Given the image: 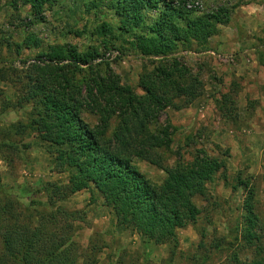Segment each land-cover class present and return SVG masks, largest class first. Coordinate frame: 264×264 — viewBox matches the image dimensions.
<instances>
[{
    "label": "trees",
    "instance_id": "obj_1",
    "mask_svg": "<svg viewBox=\"0 0 264 264\" xmlns=\"http://www.w3.org/2000/svg\"><path fill=\"white\" fill-rule=\"evenodd\" d=\"M80 1L82 16L91 15L95 25L71 28L69 33L84 36L94 45L78 51L67 44L43 42L37 33L24 30L12 44L15 55L27 51L33 56L19 59L18 70L13 63L0 69V79L16 90L11 108H28L25 121L9 124L3 137L35 134L46 145L52 171L66 175L64 184L39 186L35 192L42 200L39 203L34 194L26 204L14 202L0 189V264H90L88 258L84 261L77 255L71 239L74 222L83 221L82 213L57 205L80 191L89 193L90 202L96 197L110 208L115 226L130 228L154 245H167L169 255L174 256L176 231L193 226L198 214L192 197L202 196L206 184L222 168L218 158L203 150H197L188 161L178 158L172 165L164 164L161 156L169 150L174 128L168 122L159 125L158 120L166 109L186 108L201 96L198 76L174 54L192 44L206 45L217 33V26L226 24L227 10L195 14L186 9L184 0ZM56 2L7 3L13 11L25 8V22L20 20L17 27L28 28L44 24L43 13ZM111 50L155 60L140 78L141 94L121 83L101 58ZM232 109V98L222 96L217 105L221 118L230 119ZM83 114L94 115L96 124H89ZM131 158L161 170V183H150L131 164ZM238 186L245 197L241 227L233 232L253 247L255 255H262L260 237L255 233L252 191L243 182ZM206 259L207 255L201 261ZM230 260L239 262L236 255ZM243 264H264V256Z\"/></svg>",
    "mask_w": 264,
    "mask_h": 264
},
{
    "label": "rangeland",
    "instance_id": "obj_2",
    "mask_svg": "<svg viewBox=\"0 0 264 264\" xmlns=\"http://www.w3.org/2000/svg\"><path fill=\"white\" fill-rule=\"evenodd\" d=\"M184 1L185 6L191 2L199 6L186 8L195 14L225 8L228 20L217 26V33L206 45L192 44L185 50L178 48L174 54L198 76L202 94L186 108L166 109L161 113L159 125L168 122L174 128L169 150L161 157L164 164L172 165L178 158L188 161L197 150H203L218 158L222 168L213 181L206 184L202 196L192 197L198 214L193 226L186 225L176 231L178 246L174 256L169 255L167 245H154L130 228L115 226L111 209L96 197L90 202L87 191L59 202L57 205L66 210L82 213L83 221L74 222L71 239L77 255L84 261L88 258L90 264H243L264 256V252L255 255L253 247L240 241V235L233 232L237 226L241 227L245 192L238 183L243 182L253 194L255 233L264 250V0ZM7 2L0 0L1 70H5L8 63H13L18 70L19 59L33 56V52L27 51L15 55L12 44L18 42L24 30L37 33L43 42L67 44L78 51L94 45V41L84 36L69 33L71 28L81 30L83 25L86 28L95 25L91 15L82 16L80 0H57L43 13L44 24L28 28L17 27L20 20H25V8L13 11ZM104 54L119 81L141 94L140 78L152 69L155 60L122 56L115 50ZM15 95L16 90L9 81L0 79V189L8 192L7 197L14 202L20 200L26 204L34 194L39 203L42 200L35 194L39 186L46 182L64 184L66 175L52 171L46 145L35 134L3 137V129L9 124L24 122L28 111L26 107L11 108ZM225 95L232 98L230 119L221 118L217 111ZM81 117L89 124H96L94 115ZM9 142L11 145H3ZM130 162L150 183L158 185L163 180L161 170L136 158H131ZM206 255V261L202 262L201 258ZM233 255L239 262L230 260Z\"/></svg>",
    "mask_w": 264,
    "mask_h": 264
},
{
    "label": "built area",
    "instance_id": "obj_3",
    "mask_svg": "<svg viewBox=\"0 0 264 264\" xmlns=\"http://www.w3.org/2000/svg\"><path fill=\"white\" fill-rule=\"evenodd\" d=\"M185 7L187 9H190V8L197 9V8H199V6L196 3H194V2H191L190 4L187 3ZM112 53L113 52H111L110 54H112ZM105 55H107V54H104L103 58H105ZM97 61H99V60H97Z\"/></svg>",
    "mask_w": 264,
    "mask_h": 264
}]
</instances>
